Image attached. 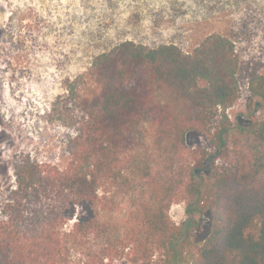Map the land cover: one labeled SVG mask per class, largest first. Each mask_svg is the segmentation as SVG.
Instances as JSON below:
<instances>
[{"label": "trees", "instance_id": "16d2710c", "mask_svg": "<svg viewBox=\"0 0 264 264\" xmlns=\"http://www.w3.org/2000/svg\"><path fill=\"white\" fill-rule=\"evenodd\" d=\"M238 67L220 34L192 52L126 41L95 56L67 82L80 114L62 164L15 166L0 264H180L192 217L206 211L210 231L190 264H264V118L251 110L231 134ZM249 90L264 101V73ZM190 134L214 152H191ZM184 201L183 227L169 211Z\"/></svg>", "mask_w": 264, "mask_h": 264}, {"label": "rangeland", "instance_id": "374dc122", "mask_svg": "<svg viewBox=\"0 0 264 264\" xmlns=\"http://www.w3.org/2000/svg\"><path fill=\"white\" fill-rule=\"evenodd\" d=\"M212 34L230 39L238 56V98L225 111L232 134L251 110L264 118V101L249 90L264 73V0H0V216L16 186L17 163L62 164L80 114L67 82L85 74L95 56L126 41L192 52ZM187 145L214 152L195 134ZM188 203L170 208L177 226L190 220ZM192 219L197 226L178 249L180 264L191 263L210 231L207 211ZM160 256L170 260V253Z\"/></svg>", "mask_w": 264, "mask_h": 264}]
</instances>
